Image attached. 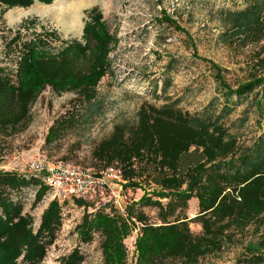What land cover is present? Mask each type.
Listing matches in <instances>:
<instances>
[{
  "label": "rangeland",
  "instance_id": "1",
  "mask_svg": "<svg viewBox=\"0 0 264 264\" xmlns=\"http://www.w3.org/2000/svg\"><path fill=\"white\" fill-rule=\"evenodd\" d=\"M60 1L54 0L46 5L58 4L54 7H60L66 4ZM70 2L82 4L74 27L67 21L66 24L60 22L58 16L53 17L51 12L55 8L47 13L42 5L45 3L35 1L28 7L0 4V65L5 68L0 76L6 75L11 84H18L16 73L21 42L35 41L40 37L47 41L43 45L45 51L59 57L69 43L83 41L84 27L90 19L88 10L97 6L102 10L110 31L119 40L110 53L111 69L97 87L96 103L100 106V113L85 121L89 105L84 103L77 90L56 92L48 85L38 93L23 119L0 130V170L27 175L32 158H41L50 165H81L93 171L110 165H118L124 171L130 168L134 177L125 184L124 210L113 207L91 210L88 205L84 206V201H81L82 205L79 201L61 203L49 188L43 199L35 203L40 183L33 177L38 182L37 187L31 185L12 196L15 200L20 199L24 213L32 216L35 233L49 203L56 199L62 205L61 228L40 264H60L61 259L75 248H80L85 256L81 264H106L101 233L96 232L91 242L83 243L77 231L86 212L94 215L98 211L120 216L129 222L130 233L122 241L127 254L123 264H134L138 255L136 242L144 223L162 224L164 221L159 214L160 207L154 204L136 205L135 217L129 214L132 205L144 193H153L160 188L149 179L156 167L147 156H143V149L140 155L133 154L126 159V154L139 145L143 109L150 111L165 104H175L174 109L197 114L202 113L216 97L220 99V107L224 103L222 84L236 88L249 79L255 64L264 58V41L252 42L230 35V22L220 17L217 10L220 7L243 8L245 4L240 0L236 4L231 0ZM165 15L170 16L181 30L164 21ZM17 35L20 41L14 42ZM254 95L252 93L248 100L238 103L235 111L224 120L230 125L232 120L249 110L250 119L238 132L241 145H251L260 133L256 110L249 107ZM59 123L65 127L57 130L56 137L50 139L51 128ZM232 131L237 132L234 128ZM227 192L238 195V191L231 188ZM154 199L163 204L168 202L167 198L155 196ZM199 213V198L194 196L167 220L180 218L188 223L194 236H200L204 230L202 221L196 218ZM139 215H144V221L139 220ZM257 218L243 231H233L232 228V240L221 250L201 256L199 264H248L245 262L247 245L258 242L264 233V214ZM15 264H22V257ZM165 264H181V261L169 259Z\"/></svg>",
  "mask_w": 264,
  "mask_h": 264
},
{
  "label": "trees",
  "instance_id": "2",
  "mask_svg": "<svg viewBox=\"0 0 264 264\" xmlns=\"http://www.w3.org/2000/svg\"><path fill=\"white\" fill-rule=\"evenodd\" d=\"M35 1L0 0V4L28 7ZM38 1L50 4L54 0ZM231 1L236 4L239 0ZM240 1L245 4L243 8L220 7L217 10L220 17L230 22V35L252 42L264 41V0ZM88 15L90 19L84 27L83 41H72L59 57L45 51L43 45L47 41L40 37L20 43L18 84H11L6 75L0 76V130L23 119L38 93L48 85L56 92L77 90L84 103L89 105L85 121L100 113L96 103L97 87L111 69L110 53L119 40L110 31L99 7L88 10ZM164 17V21L181 30L170 16ZM15 41H20L19 35ZM2 71L5 72V68L0 65ZM249 76L236 88L222 84L224 103L219 107L220 99L216 97L202 113L182 112L174 109L175 104H165L150 111L143 109L139 145L126 154V159L133 154L140 155L143 149V156L156 167L149 179L160 188L153 193H144L132 205L129 214L135 217L136 205L154 204L160 207L159 214L164 221L162 224L144 223L136 242L138 255L134 264H165L169 259H178L181 264H199L201 256L221 250L232 240V228L243 231L264 214V58L255 64ZM252 93L255 95L249 107L256 110L260 133L251 145H241L238 132L249 121V110L232 120L230 125L224 120ZM64 127L59 123L51 128L50 139ZM125 176L133 178L134 172L128 168ZM37 183L24 175L0 170V264H15L21 257L22 264H40L56 239L63 219V208L58 200L49 203L35 233L32 216L24 213L23 202L12 196L31 185L37 187ZM228 188L238 191V195L227 192ZM47 191L48 187L41 184L35 194V203L41 201ZM155 196L167 198L168 202L163 204L155 200ZM194 196L200 202V213L196 216L203 223L204 232L200 236H194L188 223L180 218L167 220ZM142 219L144 221V215H139V220ZM130 230L126 219L102 211L94 215L86 212L77 226L78 237L83 243L91 242L96 232L101 233L106 264L126 261L122 241ZM247 253L246 263L263 264L264 233L258 242L247 245ZM84 259L80 248H75L61 259L60 264H81Z\"/></svg>",
  "mask_w": 264,
  "mask_h": 264
},
{
  "label": "built area",
  "instance_id": "3",
  "mask_svg": "<svg viewBox=\"0 0 264 264\" xmlns=\"http://www.w3.org/2000/svg\"><path fill=\"white\" fill-rule=\"evenodd\" d=\"M25 177L47 186L61 203L84 201L91 210L119 208L124 210L125 171L118 165L93 171L81 165L46 164L41 158H32ZM39 188L37 187V190Z\"/></svg>",
  "mask_w": 264,
  "mask_h": 264
},
{
  "label": "bare ground",
  "instance_id": "4",
  "mask_svg": "<svg viewBox=\"0 0 264 264\" xmlns=\"http://www.w3.org/2000/svg\"><path fill=\"white\" fill-rule=\"evenodd\" d=\"M57 1H59V0H57ZM70 1L71 0H61L60 1L61 3H66V4L63 5V6H60V7H54V6L58 5V4H55V5H46V4H42L39 1H37V2L39 4H42V5L45 6V10L47 11V13H49L50 10H52L53 8H55L51 12V15L53 17L54 16H58L60 18L59 19L60 22H62L63 24H66V21H67L71 25V27H74L78 23V21H77L78 10H79V6H82V4H80V3H71ZM70 7H72V10H69Z\"/></svg>",
  "mask_w": 264,
  "mask_h": 264
},
{
  "label": "water",
  "instance_id": "5",
  "mask_svg": "<svg viewBox=\"0 0 264 264\" xmlns=\"http://www.w3.org/2000/svg\"><path fill=\"white\" fill-rule=\"evenodd\" d=\"M36 1H38V0H36Z\"/></svg>",
  "mask_w": 264,
  "mask_h": 264
}]
</instances>
